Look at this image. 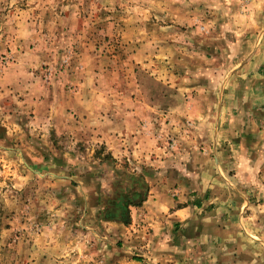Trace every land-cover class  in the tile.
<instances>
[{
    "label": "rangeland",
    "instance_id": "1",
    "mask_svg": "<svg viewBox=\"0 0 264 264\" xmlns=\"http://www.w3.org/2000/svg\"><path fill=\"white\" fill-rule=\"evenodd\" d=\"M223 95L226 146L249 158L238 262L264 264V0H0V264H143L141 203L120 202L149 172L100 131L212 156Z\"/></svg>",
    "mask_w": 264,
    "mask_h": 264
},
{
    "label": "crops",
    "instance_id": "2",
    "mask_svg": "<svg viewBox=\"0 0 264 264\" xmlns=\"http://www.w3.org/2000/svg\"><path fill=\"white\" fill-rule=\"evenodd\" d=\"M253 50L261 52L262 45ZM228 97H222L223 104L221 97L217 100L218 123L209 130L217 132L210 144L212 156L198 152L196 139H176L174 146L167 149L162 133L157 139L158 136L153 138L149 132H134L132 134L137 136L131 138L130 125L119 123L118 118L115 129L100 131L107 138L106 145L114 148L115 158H126L130 164L149 172L144 176L149 186L147 196L140 206L130 208L131 221L126 229L130 234L131 231L137 234H131L129 239L139 247V252L145 251L140 255L145 258L143 264H246L238 262L242 261L239 254L243 251L240 223H245L242 211L251 206L243 198L247 193L246 184L242 185L243 191L236 185L240 177L239 164L246 165L249 158H233L228 150L233 146H226L231 140L223 136V132H229L231 125H223L221 118L232 111ZM155 113L161 112L155 110ZM131 119L136 123L132 115ZM117 134L128 137V147L127 140L118 138ZM243 176L242 181L247 182L249 176ZM140 223L152 228L143 241L139 239L143 233L140 229L144 228H139Z\"/></svg>",
    "mask_w": 264,
    "mask_h": 264
},
{
    "label": "trees",
    "instance_id": "3",
    "mask_svg": "<svg viewBox=\"0 0 264 264\" xmlns=\"http://www.w3.org/2000/svg\"><path fill=\"white\" fill-rule=\"evenodd\" d=\"M141 182H140V185H143L144 186V191H142V194H139V193H137L136 195H134V193H132V197L130 198H128L127 197V195L125 194V195H123V198L124 199H121L122 201L120 202L121 204H123V205H127L128 206V204L129 205H138L139 203H142L144 200H145V198H146V195H147V192H148V187L146 186V183H144V181H143V179H141L140 180ZM115 202H113V204H114ZM140 205V204H139ZM118 214H119V217H116V219H118L119 221H121V223H124V222H126V221H124L125 220V217H124V213H123V210H122V208H121V210L118 212ZM109 219H111L112 220V218H109ZM109 219H106V220H109ZM114 221H115V219H113ZM112 220V221H113ZM118 221V222H119Z\"/></svg>",
    "mask_w": 264,
    "mask_h": 264
}]
</instances>
